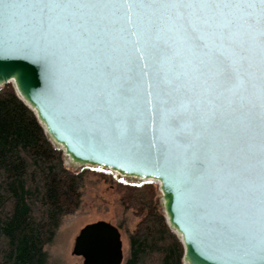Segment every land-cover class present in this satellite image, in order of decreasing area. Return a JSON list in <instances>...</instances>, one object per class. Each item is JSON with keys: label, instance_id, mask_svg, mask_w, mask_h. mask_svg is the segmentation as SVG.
<instances>
[{"label": "water", "instance_id": "1", "mask_svg": "<svg viewBox=\"0 0 264 264\" xmlns=\"http://www.w3.org/2000/svg\"><path fill=\"white\" fill-rule=\"evenodd\" d=\"M125 4L134 0H106ZM103 32H93L80 41L60 25H53L47 42L40 39L35 10H20L21 21L6 28L0 18V88L13 84L20 99L36 114L50 140L62 147L65 155L84 167H98L142 181H156L162 193L164 217L184 246V264H241L230 252L218 245L213 232L219 222V211L226 204L240 205L243 189L234 183L235 173L243 165L254 169L246 185L258 191L260 150L262 142L260 109V58L258 46L250 49L247 65L233 57V66L245 85L226 94L225 120L235 130V142L227 152L219 147L221 138L213 129L204 135L212 146V160L207 169L185 175L183 165L189 150L173 148L164 153L159 145L147 142L133 148H122L101 142L86 133L78 118L91 96L104 84L103 66L123 78L142 75L139 95L145 101L154 91L158 65L152 51V40L145 31L142 13L124 8L105 10ZM183 83L192 99L200 104L199 84L185 76ZM136 90H133L134 100ZM195 106V105H194ZM201 110L206 111L203 104ZM199 209V211H198ZM242 216L233 221L241 226ZM73 255L83 264H124L125 255L120 229L106 221L86 225L75 239Z\"/></svg>", "mask_w": 264, "mask_h": 264}, {"label": "snow or ice", "instance_id": "2", "mask_svg": "<svg viewBox=\"0 0 264 264\" xmlns=\"http://www.w3.org/2000/svg\"><path fill=\"white\" fill-rule=\"evenodd\" d=\"M112 8L142 13L153 54L163 67L153 77L149 111L139 95L142 75L123 78L105 64L103 86L78 114L85 132L122 148L147 142L150 148L159 145L164 153L173 148L189 150L183 161L186 178L207 169L214 159L204 135L207 129L221 138L219 147L225 152L235 142V130L225 120L226 94L234 87L243 88L245 81L232 58L247 65L253 46L259 48V98L264 113V0H134L122 5L106 0H0V18L8 28L26 22L21 21L20 10H35L42 41L47 42L57 24L75 39L87 41L93 32L100 36L106 19L103 13ZM185 76L199 84L200 104L206 111L193 101L183 83ZM261 128L258 191L246 187L255 170L242 165L234 183L243 189V212L226 203L213 228L218 245L241 264H264V120ZM241 216V226H234Z\"/></svg>", "mask_w": 264, "mask_h": 264}, {"label": "trees", "instance_id": "3", "mask_svg": "<svg viewBox=\"0 0 264 264\" xmlns=\"http://www.w3.org/2000/svg\"><path fill=\"white\" fill-rule=\"evenodd\" d=\"M89 170H68L12 84L0 88V264H49L45 247L63 217L79 208ZM117 183L122 205L140 217L124 264H183L184 246L164 217L157 185Z\"/></svg>", "mask_w": 264, "mask_h": 264}, {"label": "rangeland", "instance_id": "4", "mask_svg": "<svg viewBox=\"0 0 264 264\" xmlns=\"http://www.w3.org/2000/svg\"><path fill=\"white\" fill-rule=\"evenodd\" d=\"M12 86L15 89L13 84ZM50 141L53 146L62 150L64 164L68 170L75 173L81 172L85 168L90 170L85 172L84 175L79 208L73 214L63 217L53 241L45 247L49 264H83L82 257L72 254L75 239L86 225L98 221L109 222L120 229L126 260L129 254V233L135 229L140 217L133 210L126 209L122 205L124 189L118 185L117 180L127 184H140L143 181L140 179L136 181V178L122 176L108 169L91 166L84 167L79 164L77 166L65 155L61 146L56 145L53 140ZM103 173H108L116 181L106 177ZM154 183L157 185V199L164 213L159 183L156 181Z\"/></svg>", "mask_w": 264, "mask_h": 264}, {"label": "bare ground", "instance_id": "5", "mask_svg": "<svg viewBox=\"0 0 264 264\" xmlns=\"http://www.w3.org/2000/svg\"><path fill=\"white\" fill-rule=\"evenodd\" d=\"M77 166H79V165L77 164ZM116 173H117V172H116ZM135 180H136V181H139L138 178H136ZM183 264H184V263H183Z\"/></svg>", "mask_w": 264, "mask_h": 264}]
</instances>
